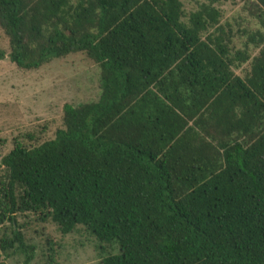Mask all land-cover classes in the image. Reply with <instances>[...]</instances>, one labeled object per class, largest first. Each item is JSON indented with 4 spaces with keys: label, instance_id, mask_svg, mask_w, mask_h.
Listing matches in <instances>:
<instances>
[{
    "label": "trees",
    "instance_id": "1",
    "mask_svg": "<svg viewBox=\"0 0 264 264\" xmlns=\"http://www.w3.org/2000/svg\"><path fill=\"white\" fill-rule=\"evenodd\" d=\"M204 1L0 0V61L83 54L100 82L52 140L1 159L2 254L33 259L31 213L117 247L102 264H264V0H237L260 24L239 49Z\"/></svg>",
    "mask_w": 264,
    "mask_h": 264
},
{
    "label": "rangeland",
    "instance_id": "2",
    "mask_svg": "<svg viewBox=\"0 0 264 264\" xmlns=\"http://www.w3.org/2000/svg\"><path fill=\"white\" fill-rule=\"evenodd\" d=\"M183 3L187 12L197 9L192 2ZM244 4L237 0H221L218 5L222 22L227 21L234 31L237 49L243 48L245 41L239 36L242 30L260 29L258 20L251 14L254 8L247 10ZM0 50L9 51L8 40L1 30ZM248 69L246 64L235 73L243 77ZM99 89L98 69L83 54L55 60L36 71L19 70L8 59L0 61V161L13 149L15 142L35 147L52 140L56 131L63 127V106L96 101ZM17 223L25 243L35 247L34 257L28 264H102L107 255L118 254L115 246L102 245L101 250L82 227L62 236L54 224L42 223L31 213L17 215ZM1 261L24 264V257L0 252Z\"/></svg>",
    "mask_w": 264,
    "mask_h": 264
}]
</instances>
